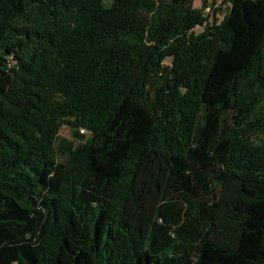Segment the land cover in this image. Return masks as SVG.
Wrapping results in <instances>:
<instances>
[{"label":"trees","instance_id":"1","mask_svg":"<svg viewBox=\"0 0 264 264\" xmlns=\"http://www.w3.org/2000/svg\"><path fill=\"white\" fill-rule=\"evenodd\" d=\"M196 1L0 0V264H264V0Z\"/></svg>","mask_w":264,"mask_h":264},{"label":"rangeland","instance_id":"2","mask_svg":"<svg viewBox=\"0 0 264 264\" xmlns=\"http://www.w3.org/2000/svg\"><path fill=\"white\" fill-rule=\"evenodd\" d=\"M194 5H195V7L199 8L201 6V1L197 0ZM217 17L222 19V16H220V15H218ZM73 132H74L73 129L70 128L69 126H63V128L60 132V137L73 142V139H74L73 138Z\"/></svg>","mask_w":264,"mask_h":264},{"label":"built area","instance_id":"3","mask_svg":"<svg viewBox=\"0 0 264 264\" xmlns=\"http://www.w3.org/2000/svg\"><path fill=\"white\" fill-rule=\"evenodd\" d=\"M213 12V9H212V6L211 5H208L205 9H204V14L205 15H211ZM81 133L82 134H87V132L85 130H81Z\"/></svg>","mask_w":264,"mask_h":264}]
</instances>
